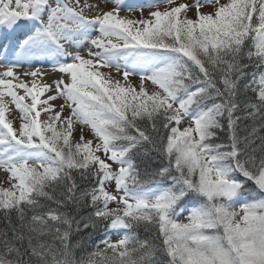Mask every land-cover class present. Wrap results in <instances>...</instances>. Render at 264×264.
I'll list each match as a JSON object with an SVG mask.
<instances>
[{
    "label": "snow or ice",
    "instance_id": "snow-or-ice-1",
    "mask_svg": "<svg viewBox=\"0 0 264 264\" xmlns=\"http://www.w3.org/2000/svg\"><path fill=\"white\" fill-rule=\"evenodd\" d=\"M125 7L0 0V264H264V0Z\"/></svg>",
    "mask_w": 264,
    "mask_h": 264
},
{
    "label": "trees",
    "instance_id": "trees-1",
    "mask_svg": "<svg viewBox=\"0 0 264 264\" xmlns=\"http://www.w3.org/2000/svg\"><path fill=\"white\" fill-rule=\"evenodd\" d=\"M225 0H220V2H224ZM151 0H121V3L124 5V6H132L134 9H136L135 11L129 13L127 11V8L125 7L124 10L121 11L120 15L123 14L124 15H130V14H136V15H142L144 13H147V12H150V11H155L156 9L155 8H148L147 7V4L150 3ZM176 3L179 4V3H188V4H192L194 3V0H176ZM110 5H112V7H114V3H110ZM169 5L167 4H161L160 7L161 9H163L164 7H168ZM172 6H175V5H172ZM143 8V12H141L139 9ZM207 8H211V6H206L202 9H207ZM201 9V11H202ZM190 13H195V10L189 12L188 14ZM255 193H253V196H254ZM42 203L44 202L43 200L41 201ZM48 205L52 208H55L56 207V204L52 201H49L48 202ZM63 210V209H62ZM102 235V234H101ZM138 235L141 239H150L151 236H152V233L150 232H146L143 228H140L139 231H138ZM121 238V236H118V235H109L107 237V239L111 240V241H115V240H119ZM75 241H73L74 243ZM96 244H99V240L97 239L95 241ZM99 247L101 249H103L104 245L103 244H100ZM87 251L88 252H94L96 251V247L94 244H89L88 248H87ZM86 254V253H85ZM76 258L79 259V257L82 255V253L77 250L76 252Z\"/></svg>",
    "mask_w": 264,
    "mask_h": 264
},
{
    "label": "rangeland",
    "instance_id": "rangeland-1",
    "mask_svg": "<svg viewBox=\"0 0 264 264\" xmlns=\"http://www.w3.org/2000/svg\"><path fill=\"white\" fill-rule=\"evenodd\" d=\"M224 2H227V0H225ZM224 2H222V3H224ZM102 7L104 8V10H109V9L112 8V5H110V3H107V4H103ZM202 11L205 12V13H209V12H213L214 11V8L211 7V8H207V9H202ZM150 12H147V13L142 14L143 17H145V18L148 17V15H149ZM142 15L130 14V15H124V16H129L130 18L140 19ZM121 16H123V14H121ZM188 16L191 17V18H195V13H190V14H188ZM102 71H104L105 73L111 71V73L114 76L116 75V70L114 68L111 69V70L105 68V69H102ZM139 80H140V78L138 76H132V77H130V82L133 85L138 84L139 83ZM146 87H148L149 90L151 91L152 86L150 84H147ZM54 103L57 105V110H58L59 105L62 104L63 101L60 100V99H58ZM20 116H21V113H19V114L12 113V114L9 115V118L14 121V126H16V127H19V125H20V122H21ZM45 117L46 116L44 115L43 119H46ZM182 126H183V124H182ZM74 136L77 139H79V131L78 130L76 132H74ZM86 138L87 139H92V134H91L90 131L87 133V137ZM7 181H8V174L5 173L3 170H0V186L9 187V183ZM110 189L113 190V191L115 190L114 184L110 186ZM256 196H257V194L255 193L254 196L249 197V199H252L253 197H256ZM183 218L184 217L181 216V219H183ZM116 241H118V240H115L114 242H116Z\"/></svg>",
    "mask_w": 264,
    "mask_h": 264
},
{
    "label": "bare ground",
    "instance_id": "bare-ground-1",
    "mask_svg": "<svg viewBox=\"0 0 264 264\" xmlns=\"http://www.w3.org/2000/svg\"><path fill=\"white\" fill-rule=\"evenodd\" d=\"M71 50H73V49H71ZM3 69H0V71H2ZM28 69L27 68H18L17 69V71L18 72H24V71H27ZM47 71H48V75L45 77V80L47 81V82H49V83H51L52 82V80L56 77V76H58L59 75V73H56V72H53L52 71V69H51V67H48L47 68ZM24 79H27L29 82L31 81V78L30 77H25ZM21 94H23V92L21 91ZM15 108V106L14 105H11L10 106V110H13ZM47 114H45V116H46ZM43 117H44V115L42 114V116H41V119H43ZM46 118V117H45Z\"/></svg>",
    "mask_w": 264,
    "mask_h": 264
}]
</instances>
